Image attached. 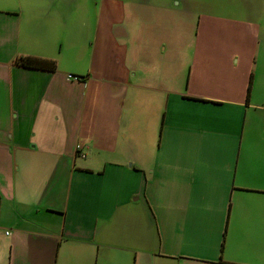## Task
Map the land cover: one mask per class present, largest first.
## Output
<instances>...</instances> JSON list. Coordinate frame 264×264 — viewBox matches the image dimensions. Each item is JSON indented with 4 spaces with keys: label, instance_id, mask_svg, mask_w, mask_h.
Instances as JSON below:
<instances>
[{
    "label": "crops",
    "instance_id": "crops-1",
    "mask_svg": "<svg viewBox=\"0 0 264 264\" xmlns=\"http://www.w3.org/2000/svg\"><path fill=\"white\" fill-rule=\"evenodd\" d=\"M87 2L0 0V264H264L263 7L185 76Z\"/></svg>",
    "mask_w": 264,
    "mask_h": 264
},
{
    "label": "rangeland",
    "instance_id": "rangeland-1",
    "mask_svg": "<svg viewBox=\"0 0 264 264\" xmlns=\"http://www.w3.org/2000/svg\"><path fill=\"white\" fill-rule=\"evenodd\" d=\"M248 4L255 14L258 7H263L258 10L262 11L263 16L264 2L258 3L257 0H104L105 7H109L111 12L116 8L121 12L113 19V21H118L116 26L138 30L144 28L147 32L140 37L129 38L132 43L140 44L137 53L142 55L141 57H143V52L148 54L151 50L153 59L158 60L164 54L163 57L174 60L178 52L182 66L180 62L171 65L170 61L169 71L179 70V73H184L185 76L188 73L189 60L192 59L196 44L204 41L203 36L198 40L195 35L199 27H203L208 21H214V24L224 29H230L233 22L239 25V21L246 18L244 12ZM101 6L102 0H88L87 2L89 11H94L97 7L101 9ZM163 45L167 49L164 53L161 52ZM260 114L259 110H250L252 129L260 118ZM131 222L125 227L129 231V236L134 237L132 238L134 240L135 235L143 229L138 222L133 223L135 227ZM145 232L148 234V230ZM153 244L157 249L159 240L156 236H154Z\"/></svg>",
    "mask_w": 264,
    "mask_h": 264
},
{
    "label": "trees",
    "instance_id": "trees-1",
    "mask_svg": "<svg viewBox=\"0 0 264 264\" xmlns=\"http://www.w3.org/2000/svg\"><path fill=\"white\" fill-rule=\"evenodd\" d=\"M16 62L26 67H36L54 71L57 68V63L53 59L40 58L36 56H19Z\"/></svg>",
    "mask_w": 264,
    "mask_h": 264
},
{
    "label": "built area",
    "instance_id": "built-area-1",
    "mask_svg": "<svg viewBox=\"0 0 264 264\" xmlns=\"http://www.w3.org/2000/svg\"><path fill=\"white\" fill-rule=\"evenodd\" d=\"M70 76V75H69Z\"/></svg>",
    "mask_w": 264,
    "mask_h": 264
}]
</instances>
